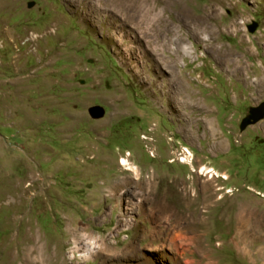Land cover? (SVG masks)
Masks as SVG:
<instances>
[{
  "label": "rangeland",
  "instance_id": "rangeland-1",
  "mask_svg": "<svg viewBox=\"0 0 264 264\" xmlns=\"http://www.w3.org/2000/svg\"><path fill=\"white\" fill-rule=\"evenodd\" d=\"M176 1L152 13L191 52L176 56L191 97L172 111L164 85L176 88L143 86L127 51L139 33L129 25L117 47L121 21L98 0H0V264L206 263L204 250L264 264V119L240 128L264 102V0ZM243 206L258 224L246 235Z\"/></svg>",
  "mask_w": 264,
  "mask_h": 264
},
{
  "label": "bare ground",
  "instance_id": "bare-ground-1",
  "mask_svg": "<svg viewBox=\"0 0 264 264\" xmlns=\"http://www.w3.org/2000/svg\"><path fill=\"white\" fill-rule=\"evenodd\" d=\"M252 1L254 3L256 2V0H252ZM176 2H177L176 0H98L99 5L95 7L96 11H100V10L106 11L107 9H110L113 11L114 15L120 19L121 21L120 26H116V30L119 29V33L115 34V38H116L115 45L117 47L119 46L122 47L123 45L125 46V44L123 43H125L124 40L126 37H125V33H123V30L127 28L129 25H132L133 27L132 29L139 33V36H137L136 38L138 45L136 47L127 49L129 53L131 52L135 54V52H139L141 56L142 66H141V70L137 72L136 76L140 79L141 83L143 84V86L146 87L147 90H153V88L158 84V80L160 82L162 81L166 82L169 86H174L176 88L174 89L175 91H171L169 88H167V86L164 85V91H163L164 96L167 97V104H168L167 108L168 109L171 108L172 111L174 110L171 107L172 104L174 106L173 108L177 109L178 105L181 107L183 105H187L188 104L187 99L188 97H191L190 96L191 93H188V89L184 84L183 78L177 77L176 74V70L178 68L177 57H179L180 54L187 56L191 52L186 46H184L180 38L173 40L172 27L170 24H168V22L165 21V18H163L164 15L163 17L160 16L159 18L156 15L152 19V13L155 12L159 6L164 7L166 9L168 6L174 7L176 6ZM214 2L217 5L219 0H214ZM201 18H200L201 20L200 19L197 20V24L200 25V28L206 26L211 20H213L212 15L208 16L205 14ZM149 21H156V22L150 23ZM146 23L150 24L151 27L144 28L143 26ZM207 31H209L210 34V29ZM210 37L212 39V36ZM174 45L176 46V51H174V49L172 48V46ZM210 48L212 49L211 51L217 54L218 57L223 61L229 60L232 57V54H230V52H228L227 50H224L223 48L220 50L216 49L214 43H210ZM124 60L126 59L124 58ZM148 62L151 63L153 69L156 68V64H157L158 66H162L164 69L168 70L170 72L169 78L164 77V75L161 72H159L158 74L159 77H157L159 79L149 78L148 72L146 70ZM235 68L239 74L245 75L246 80L248 79L249 75L252 73L251 67H249L246 64H242L240 61H238ZM256 83L260 86H264V77L258 78ZM144 139H146V137H144ZM121 166L126 171L132 173L136 171L135 169L132 168V166L129 163V160H127L126 158L122 159ZM203 172H207V174H211L213 171L211 170L208 171L207 169H204L201 171V174H203ZM222 178L227 179V177L225 176ZM29 179L32 181V183L38 181L40 182L42 180V178L39 179L33 174L29 175ZM205 189L206 188L204 187V190ZM178 221L181 222L182 224L184 219L181 218ZM199 221L198 220L196 222L190 221L189 223L187 221L186 225L188 223L189 224L187 225L188 228L193 229L195 226H198L200 224ZM237 221H238L237 230L240 235L249 234L251 231L256 229V227H258V224L255 225L253 221V214L249 212V210H247L245 206L241 208V211L237 216ZM196 240H198L197 237ZM203 254H204L203 260L206 259L207 260L206 263L200 261V262H194L192 264H215L214 262H211L209 252L204 250ZM119 257L126 258V254L120 255ZM25 259L26 260L29 259V256L26 255Z\"/></svg>",
  "mask_w": 264,
  "mask_h": 264
},
{
  "label": "water",
  "instance_id": "water-1",
  "mask_svg": "<svg viewBox=\"0 0 264 264\" xmlns=\"http://www.w3.org/2000/svg\"><path fill=\"white\" fill-rule=\"evenodd\" d=\"M34 6H35L34 3H30L28 5V8H33ZM255 30H256V26L250 28L251 32H255ZM89 114L93 119L99 120L104 118L105 109L100 106H95L90 108ZM263 119H264V102L255 108H251L249 116L242 121L240 128L242 131H244L249 126L256 125Z\"/></svg>",
  "mask_w": 264,
  "mask_h": 264
}]
</instances>
